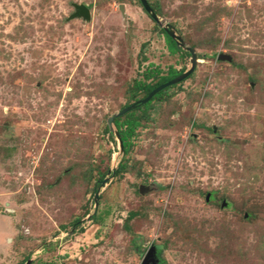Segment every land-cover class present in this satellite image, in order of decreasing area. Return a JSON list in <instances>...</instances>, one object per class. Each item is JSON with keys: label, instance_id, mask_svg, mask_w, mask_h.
Wrapping results in <instances>:
<instances>
[{"label": "rangeland", "instance_id": "1", "mask_svg": "<svg viewBox=\"0 0 264 264\" xmlns=\"http://www.w3.org/2000/svg\"><path fill=\"white\" fill-rule=\"evenodd\" d=\"M148 2L0 0V264H264V0Z\"/></svg>", "mask_w": 264, "mask_h": 264}, {"label": "water", "instance_id": "2", "mask_svg": "<svg viewBox=\"0 0 264 264\" xmlns=\"http://www.w3.org/2000/svg\"><path fill=\"white\" fill-rule=\"evenodd\" d=\"M143 7L145 8L146 12L150 15V17L156 21L158 24H160V19L158 17V15L155 13V11L152 9L151 5L149 4L148 0H140ZM122 11L125 12V8L124 5L121 7ZM77 16H84L86 19H91V12L90 9H88L86 6H79L78 7V12H77ZM165 30L167 31L168 35L174 39L175 41H177V45L178 47H182L185 46V43L182 41V39L180 38H176V33L174 28H172L171 26L165 27ZM181 43V44H180ZM188 50L191 52L192 56H193V67L191 68V70H189L188 72H185L184 74H180L177 77L159 85L157 88H155L154 90H152L144 99L123 108L118 114H115L114 116H112L109 120H110V124H113L115 119L118 117H121L129 112H131L133 109L136 108L137 105L139 104H147L148 102H150L157 94H159L160 92H162L163 90L176 85L177 83L181 82L182 80H184L185 78L189 77L194 70L196 69L197 66V56H196V52L194 49L192 48H188ZM220 59L223 60H230V58L224 54H221L219 56ZM118 140H119V144L121 146V149L123 148L122 142L120 140V136L119 134H117ZM144 188V186H142ZM98 198V196H97ZM158 249L156 246H152L151 248H149L144 260L142 264H160V259L158 258L157 255ZM31 260H29L26 264H30Z\"/></svg>", "mask_w": 264, "mask_h": 264}, {"label": "trees", "instance_id": "3", "mask_svg": "<svg viewBox=\"0 0 264 264\" xmlns=\"http://www.w3.org/2000/svg\"><path fill=\"white\" fill-rule=\"evenodd\" d=\"M163 34L166 36V38H168V40L170 41V42H172L175 46L177 45V42L174 40V39H172L169 35H168V33L166 32V31H163ZM172 53H175V52H172ZM180 74H182V72H179L178 70H176V69H174V68H171L170 69V72H169V74L167 75V76H164V77H162L160 80H159V82L157 83V84H155V85H151V84H145V82H137L136 83V87H138V88H142V87H144V90L146 91V96L152 91V90H154L155 88H157L159 85H161V84H163V83H165V82H167V81H169V80H171V79H173V78H175V77H177L178 75H180ZM153 72H147V74H146V78L147 79H150L151 77H153ZM166 91V89L165 90H163L162 92H160L159 94H157L149 103H147L145 106L146 107H148L149 105H150V103L155 99V98H157L158 96H160V95H162L164 92ZM145 96V97H146ZM140 108H142V105L141 104H139V105H137L136 106V108L135 109H140ZM134 111V110H133ZM131 113V112H130ZM130 113H128V115L130 114ZM121 118H117L115 121H114V124L117 126V128H118V130H119V132H118V134H119V136H120V140H121V142H122V145H123V150H124V153L125 154H127L128 152H129V149H130V147H131V145H132V142H131V140H132V138L134 137V135H135V131L137 130V128L140 126V123L139 122H136V121H132V122H130V121H126V122H121V120H120ZM122 168V166H120V168H118L115 172H114V174H119V173H121L122 172V170H119V169H121ZM133 216V215H132ZM131 216V217H132ZM27 261V260H26ZM26 263V262H25Z\"/></svg>", "mask_w": 264, "mask_h": 264}, {"label": "flooded vegetation", "instance_id": "4", "mask_svg": "<svg viewBox=\"0 0 264 264\" xmlns=\"http://www.w3.org/2000/svg\"><path fill=\"white\" fill-rule=\"evenodd\" d=\"M150 16V15H149Z\"/></svg>", "mask_w": 264, "mask_h": 264}]
</instances>
